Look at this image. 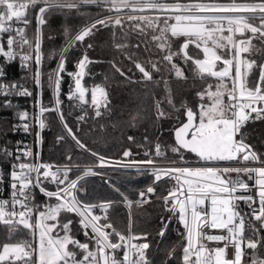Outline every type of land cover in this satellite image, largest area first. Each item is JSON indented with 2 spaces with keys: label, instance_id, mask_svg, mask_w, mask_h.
<instances>
[{
  "label": "snow or ice",
  "instance_id": "1",
  "mask_svg": "<svg viewBox=\"0 0 264 264\" xmlns=\"http://www.w3.org/2000/svg\"><path fill=\"white\" fill-rule=\"evenodd\" d=\"M93 4L104 5L109 13H115V19L109 15L96 20L82 29L75 36V41L83 42L97 25L108 27L114 24L122 27L123 17L126 16L130 22H143L154 33L158 31L159 35L154 34L152 39L158 42L157 46L162 52L166 51L163 60L171 64V69L168 70L174 69L176 77L183 78L184 73L172 63L173 57L179 55V52L172 51L168 33L171 37L184 38L180 52H183L185 62L192 60L196 75L201 79L215 78V90L212 84H208L204 91L197 93L200 101L198 111L188 106L186 101H182L177 107L171 89L167 88V81H165L167 95L164 100L155 101L158 119L166 115L160 107L164 101L170 105L172 111L179 112L181 108L184 109L186 122L174 127L175 145L170 146L171 152L178 157L169 161L174 166L157 167L158 162L151 158V150L145 152L148 159L120 166H152L150 170L154 176L153 184L148 186L146 191L139 193L141 199L135 202L137 205L149 202L147 194L156 193L155 186L162 178L167 177L174 181L173 186L167 190V195L158 198L163 200L167 211L173 215L178 213V220L185 230L182 233L186 240L182 264H243L245 252L242 244L245 240L246 216L259 222V227H256L249 221L252 234L259 235V239L248 238L246 247L256 250L258 245H264V234H261L264 230V154H258L251 145L245 143V134L241 132L250 120H264V64L258 66L259 77L250 85L249 75L257 64L255 60L243 55L250 52L253 47L252 38L264 42V0L254 3H237L236 0H231L230 3H181L179 0L172 3H168L167 0H23V2L0 0V41L3 40L4 33L9 34L7 50L4 49L3 43H0V53L9 61L19 56L22 67H28V62L34 60L36 67L33 80L36 87L40 88L42 60L40 29L37 27L33 47L25 35L24 28H16V35H12L13 22H22L27 26L30 23L27 13L29 9H35L37 25H44L45 16L50 15L53 10L78 9L82 5ZM145 12H156L159 15H136ZM257 20L258 25L252 23ZM134 28H139L141 33L144 32L140 23H134ZM246 32L252 34L251 38H244ZM237 34L241 38H236ZM190 44L202 51V59L188 55L186 50ZM14 45L19 46V52L13 50ZM25 46L28 47L27 52L24 51ZM61 57L57 69L48 77L49 86L54 84L57 107L41 105L40 116L45 112H57L67 134L76 145L90 151L68 127L64 114L58 107L61 103L60 74L65 71L62 53ZM90 63L92 61L85 54L77 63L78 71L68 73L75 81V88L70 90L68 99L78 100L79 106L82 107L89 103L86 94L91 91L90 105L95 110V116L100 117L101 107L107 106L105 89L95 86L89 90L82 85L85 69ZM135 67L142 73L144 81L154 82L152 72L146 70L145 66L136 62ZM151 67L156 72L160 71L158 62L152 63ZM3 75V69L0 68V77ZM0 94L5 97L31 96L32 92L23 85L13 83L0 84ZM5 106L11 107V102L5 100ZM84 112V115L77 117V121L85 119L87 109ZM27 117V112L19 114L21 120H26ZM38 124L41 130L46 126L43 119H39ZM29 127L28 123L23 124L25 132L29 131ZM58 139L62 140L64 137ZM132 139L133 137H129V140ZM16 151L19 152L20 149L17 148ZM0 152L5 156L14 157L18 162L11 164L10 199L0 198V225L7 231L8 241L19 234L20 226L28 230L32 237L31 240L0 244V264H150L146 257L149 243H133V240L141 237L131 235L125 237L116 231L109 221L108 209L112 206L111 201L90 204L78 198L77 193L82 191L78 187L80 181L85 177L99 174L92 166L84 168L82 175L76 179H70L69 173L73 171V167L80 171L78 166L64 165L53 171V165L39 162V153L34 157L35 162H23L20 155H16L6 146L0 148ZM185 153L193 154L195 165L189 161ZM91 154L98 160L96 166L104 167L109 163L97 153ZM22 155L33 157L28 146H25ZM123 155L128 157L131 152L125 151ZM163 155L160 143H156L155 156ZM68 159L71 160V156ZM230 162L245 163V166H231ZM248 162H251V165ZM177 164L181 166H175ZM233 173L236 174L235 177L231 175ZM243 177H247V180ZM2 179L0 176V182ZM247 181H252L251 185ZM45 182L54 184L55 190H48L44 186ZM36 189L47 197L48 201L55 198L56 203H36ZM253 189L256 191L255 197L251 194H237L251 193ZM239 201L247 205L249 213L242 214ZM125 202L126 206L131 208L133 202L127 197ZM256 204L258 207H253ZM94 208H99L102 215L94 214ZM62 213H74L80 217L79 224L84 229L85 237L94 242V249H90L88 242H81L75 238L73 220L66 218L62 221ZM88 229L91 230V234ZM206 229L226 231L227 235H211ZM113 235L119 238V242H112ZM160 235H164L163 231ZM142 238L146 240L147 233H144ZM205 240L224 242V246L209 249L204 243ZM229 244L234 249L231 258L228 255ZM121 248L124 249L123 256L118 258L116 253ZM248 260L249 264H264V259H260L255 252Z\"/></svg>",
  "mask_w": 264,
  "mask_h": 264
},
{
  "label": "trees",
  "instance_id": "2",
  "mask_svg": "<svg viewBox=\"0 0 264 264\" xmlns=\"http://www.w3.org/2000/svg\"><path fill=\"white\" fill-rule=\"evenodd\" d=\"M108 13L104 5L95 4L82 5L78 9L53 10L50 15L45 16L46 22L40 28L43 106L55 107L54 84L49 86L48 77L57 69L62 53L65 71L60 74L62 77L59 92L61 103L58 107L63 112L68 127L85 145V148L90 150L86 151L76 145L71 136L67 134L57 112L44 113L43 120L46 126L43 128V160L57 165L78 166L80 171L73 167V171L69 173L70 179H76L77 176L82 175V171L86 167H96L98 160L92 156V152L104 159L115 161L145 160L149 158L145 156V152L149 150L152 153L151 158L157 162L178 159L170 148L175 145L173 129L181 122H186V116L184 109L181 108L179 112L172 111L170 105L164 101L160 107L166 115L157 118L155 101L164 100L167 95L165 81H167V88L171 89L177 107L182 101H186L188 106L197 111L200 102L197 93L204 91L208 84H212L213 90H215V78L201 79L196 75L192 60L185 62L183 52H180L184 38L171 37L170 33L167 35L171 49L173 52H179V55L173 57L172 63L181 69L184 77H176L174 69L169 71L171 64L163 60V56L167 54L166 51L162 52L157 46L158 42L152 39L154 34L159 35L158 31L154 33L143 22L127 20L123 22L122 27L114 24H110L108 27L97 25L92 30V34L86 37L83 42L75 41V36L83 28ZM36 15L37 10L29 9L27 19L30 23L25 26L22 22H13V32L16 28H24L26 37L35 42L38 27ZM253 22L259 24L258 20ZM134 23H140L144 32L141 33L139 28H134ZM251 36L252 34L247 32V37L251 38ZM118 45L125 47L119 48ZM252 45L250 52L243 54L246 58L255 60L257 64L249 75L250 85L259 77L258 66L264 64V42L258 38H252ZM186 51L193 58H203L202 51L195 48L193 44H190ZM85 54L92 63L88 64L85 69L83 86L89 90L95 86H101L107 93V106L101 107L102 115L100 117L95 116V110L90 105L91 91L88 92L87 97L89 103L82 107L79 106L78 100L68 99L70 90L75 88L74 78L68 73L78 71L77 63ZM136 62L141 63L146 70L152 72L154 82L143 80L142 73L135 67ZM154 62H158L159 72L152 69L151 64ZM7 69L15 73L18 72L17 64L10 65ZM11 105V107H6L0 101V148L7 144V138L12 135L14 113L18 105L16 103ZM85 109H87L85 119L77 121V117L85 114ZM252 115L255 116L254 113ZM241 132L245 134V143L251 145L258 154H264V120H250L241 129ZM61 136L64 139H58ZM129 137H133V139L129 140ZM156 143L161 145V151L164 154L161 157L155 156ZM125 151H130L131 155L125 157L123 155ZM69 156H71V160L68 159ZM185 156L189 161H195L192 154L185 153ZM0 166L7 168L8 164L1 163ZM93 170L100 174L117 176L122 182L102 181L95 176L85 177L78 185L82 189L78 192L79 199L90 204L111 201L112 206L108 209L109 221L116 231L125 237L130 235L141 237V239L133 240V243H149L150 247L146 250V257L150 264H182L183 247L186 244L182 233L185 230L178 220V213L173 215L167 211L163 200L158 198L167 195V190L173 186L174 181L162 178L155 186L156 193L147 194L148 203L143 205L133 203L129 208L126 206L125 198L112 186L115 185L122 193L136 201L139 193L146 191L147 187L153 184L154 176L148 170L104 168H94ZM231 175L235 177V175ZM243 179L247 180V177H243ZM247 182L250 185L252 183V181ZM44 186L50 190L56 188L54 184L47 182ZM44 200L46 197L40 194L39 202ZM51 202L56 203L55 198ZM238 203L242 214L249 213V208L243 201ZM93 212L96 215H102L99 208H95ZM66 218H71L74 222L72 228L75 238L81 242H88L90 249H94V242L89 241L84 235V229L79 224V217L74 213H62L61 220L64 221ZM249 221L259 227V222L254 218L245 217V240L242 244L245 252L244 264H249L248 258L253 252L260 259H264V245H258L256 250L246 247L248 238L259 239V235L252 234ZM162 231L163 236L160 235ZM144 233H147L146 240L142 238ZM261 234H264V230ZM6 237L7 231L3 225H0V244L27 240L29 233L20 229L19 234L13 240L8 241ZM111 240L119 242V238L115 235L111 237ZM77 251L79 252V250ZM123 251V248L117 251L118 258H122Z\"/></svg>",
  "mask_w": 264,
  "mask_h": 264
},
{
  "label": "built area",
  "instance_id": "3",
  "mask_svg": "<svg viewBox=\"0 0 264 264\" xmlns=\"http://www.w3.org/2000/svg\"><path fill=\"white\" fill-rule=\"evenodd\" d=\"M230 2L231 1H224V2H220V3H230ZM236 2L237 3H254V2H260V0H236ZM199 3H201V2H199ZM38 27L40 29L41 25H39ZM12 35L15 36L16 33L12 32ZM8 36H9L8 33H4L3 34V40L0 41V43H3L5 50H7ZM16 38L19 39V37H16ZM236 38H241V37L239 36V34H237ZM244 38H248L247 32L245 33ZM31 42H32L33 47H34L35 42H33V41H31ZM13 50L16 52H19L20 51L19 46L14 45ZM24 51L25 52L28 51L27 46H25ZM41 53H42V43H41ZM34 55H35V53L33 52V56ZM13 64H17V66H18V72L17 73L13 72L10 69L9 70L7 69L10 65H13ZM35 67H36V65L34 63V60L28 62V67H22L19 56H17L14 60L9 61V60H7L6 57L3 56L2 53H0V68H2L3 72H4V75L2 77H0V84L8 85V84L14 83L18 86L23 85L30 92H32L31 96L11 95V96L5 97L3 94H0V101H2L4 104H5V100H8L11 102V104L16 103L18 105V108L15 110V113H14V119H13V125H12V135H10L7 138L8 142L5 146L9 150L13 151L16 155H20L21 160L23 162H35L34 157H35L36 153H39V162L53 165L54 167L52 170L55 171L57 167H62V165H57L55 163H48V162L43 160V130H41L39 128V124H38V120L43 119V117H44V115L40 116V107H41V105H43V103H42V60H41V64H40V71H41V77H40L41 87L40 88L36 87L34 80H33V73L35 71ZM55 107H57L56 103H55ZM24 112L28 113V117L26 120H21L19 118V114L24 113ZM24 123H28L30 126L28 132H25L23 129ZM237 139H239V136H237ZM25 146H28V148H30L32 150L33 157H24L22 155V152H23ZM17 148L20 149L19 152L16 151ZM190 162L193 165H195V163H196V161H190ZM1 163L8 164V167L4 168V167L0 166V176H2V178H3L2 182H0V198L10 199L11 189H10L9 185H10L11 164L18 163V162L14 160V157L5 156L2 152H0V164ZM248 163H249V165H251V162H248ZM230 164H231V166H240V167L245 166V163L230 162ZM120 165H124V164L120 163V162H115L114 165L109 167V168H113V169H138L139 168V169L148 170L150 172V174L152 175L151 170H150L152 166H149V165H133V166L128 167V168L121 167ZM156 166L157 167H171L174 165H171L169 162H158ZM175 166H181V165L177 164ZM74 168H76V167H74ZM41 171H43V169ZM233 175H236V174L233 173ZM164 178H167V177H164ZM105 181H108V180L106 179ZM48 190H50V189H48ZM40 194L41 193L39 192V190L36 189L35 190V198H36L35 202L36 203L43 204L45 202H51V201H48L47 197H46V200L39 202V195ZM237 194L238 195L239 194H244V195L251 194L255 197L256 191H255V189H253L251 193L238 192ZM77 195H78V193H77ZM127 199L131 200L129 197H127ZM139 199H141L140 196L137 200H139ZM135 202L136 201H134L133 203H135ZM253 207H258V204L253 205ZM249 212H250V209H249ZM79 219H80V217H79ZM20 229H23V227L20 226ZM24 230H26V229H24ZM26 231H28V230H26ZM88 231L91 234V230L88 229ZM206 231L208 232V234H211V235H219V234L227 235L226 231L217 230V229H206ZM31 239H32V237L29 233V237L27 240H31ZM204 243L207 245V247L209 249L224 246V242H215V241L209 242V241L205 240ZM233 253H234V249L231 246V244H229L228 255L230 258L233 255Z\"/></svg>",
  "mask_w": 264,
  "mask_h": 264
},
{
  "label": "rangeland",
  "instance_id": "4",
  "mask_svg": "<svg viewBox=\"0 0 264 264\" xmlns=\"http://www.w3.org/2000/svg\"><path fill=\"white\" fill-rule=\"evenodd\" d=\"M167 2L168 3H172V2H174V0H167ZM179 2H181V3H196V0H179ZM199 3V2H198ZM109 15H111L112 17H113V19H115V13L113 12V13H108L106 16H109ZM136 15H152V16H156V15H159V13H156V12H145V13H136ZM106 16H104V17H106ZM104 17H101L100 19H102V18H104ZM125 21H127V17L125 16V17H123V22H125ZM174 22V21H173ZM94 23V22H93ZM252 23H254V24H257V23H255V22H253L252 21ZM259 23V22H258ZM91 25V24H90ZM258 25V24H257ZM89 26V25H88ZM84 29V28H83ZM82 85H83V83H82ZM88 93L86 94V100L88 101ZM91 101V100H90ZM105 160H107V159H105ZM109 163L106 165V166H104V167H98V166H96V167H94V166H92L93 167V169L94 168H104V169H113V168H109V167H111V166H113L114 165V163L115 162H120V163H123V164H130L132 161H115V160H107ZM62 166H64V165H62ZM125 168V167H124ZM126 168H128V167H126ZM126 170H130V169H126ZM131 170H137V169H131ZM92 176H95V177H98V178H100L102 181L103 180H108L109 182L110 181H115V182H122L121 181V179L119 178V177H117V176H114V175H104V174H97V175H92ZM112 188L113 189H115L118 193H120L124 198L125 197H128L125 193H122L119 189H117L116 187H115V185L114 186H112ZM130 198V197H129ZM139 198V197H138ZM131 199V198H130ZM130 201H132V199L130 200ZM137 201V200H136ZM132 202H134V200L132 201ZM95 209V208H94ZM93 209V210H94ZM108 231H111L110 229H108ZM110 251V250H109ZM243 264H244V262H243Z\"/></svg>",
  "mask_w": 264,
  "mask_h": 264
},
{
  "label": "crops",
  "instance_id": "5",
  "mask_svg": "<svg viewBox=\"0 0 264 264\" xmlns=\"http://www.w3.org/2000/svg\"><path fill=\"white\" fill-rule=\"evenodd\" d=\"M201 2V3H211V2H224V0H196V3Z\"/></svg>",
  "mask_w": 264,
  "mask_h": 264
},
{
  "label": "water",
  "instance_id": "6",
  "mask_svg": "<svg viewBox=\"0 0 264 264\" xmlns=\"http://www.w3.org/2000/svg\"><path fill=\"white\" fill-rule=\"evenodd\" d=\"M193 155V154H192Z\"/></svg>",
  "mask_w": 264,
  "mask_h": 264
}]
</instances>
